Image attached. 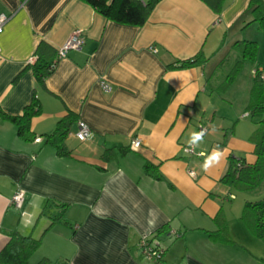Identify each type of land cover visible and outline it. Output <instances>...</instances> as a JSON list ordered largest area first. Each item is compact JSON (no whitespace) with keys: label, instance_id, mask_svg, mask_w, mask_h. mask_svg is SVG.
I'll return each instance as SVG.
<instances>
[{"label":"crops","instance_id":"crops-1","mask_svg":"<svg viewBox=\"0 0 264 264\" xmlns=\"http://www.w3.org/2000/svg\"><path fill=\"white\" fill-rule=\"evenodd\" d=\"M250 1L228 0L217 14L202 0H160L143 26H133L83 0H0V15L8 17L0 32V106L21 115L34 96L42 106L33 141L0 118V252L17 230L41 238L33 255L52 264H156L139 248L153 235L167 264H257L264 249L241 219L246 200L238 202L220 181L231 155L256 160V124L245 113L256 70L264 74V31ZM77 30L82 47L59 58L40 86L27 69L39 43L58 50ZM238 40L259 45L241 108L218 91V68L238 60ZM200 51L204 65L169 68ZM69 111L77 121L65 141L69 153L59 155L46 135ZM79 120L92 130L85 141L76 137ZM200 124L208 133L190 143ZM135 138L138 149L131 147ZM191 145L195 154L184 150ZM217 149L219 162L204 170ZM147 162L164 178L147 174ZM18 188L26 193L22 211L11 205ZM220 227L230 242L209 236Z\"/></svg>","mask_w":264,"mask_h":264},{"label":"trees","instance_id":"trees-1","mask_svg":"<svg viewBox=\"0 0 264 264\" xmlns=\"http://www.w3.org/2000/svg\"><path fill=\"white\" fill-rule=\"evenodd\" d=\"M90 4L98 13L109 20L117 23L143 26L151 15V12L160 0H83ZM215 13L221 14L227 5L228 0H202ZM253 15V22H257L264 31V0H251L248 6ZM259 45L255 40H238L232 46V50L238 52L239 58L234 63L231 72L227 76L225 88L230 87L238 73L243 69L244 64L253 63L257 59ZM58 50H55L46 41H41L36 50V60L27 65L35 74L40 86L45 87L47 77L53 73L58 63ZM207 58L200 51L194 57L181 60L169 68H187L197 65H204ZM25 71V70H24ZM22 71L17 79L24 72ZM264 74L257 69L253 85L250 91V101L246 108L251 119L256 124V129L251 135L255 145L256 160L249 163L245 158L231 155L229 167L220 181L229 188L245 193H255L264 188ZM42 113L41 102L37 96L25 106L21 115H10L0 106V118L13 123L17 127L18 136L25 141H33L36 138L32 130V121ZM77 121V115L69 111L59 120L56 129L46 136V142L56 147L59 155L69 153L66 147V138L71 126ZM109 150L105 156L108 157ZM147 174L155 179H163V175L157 167L147 162L144 165ZM61 205L65 206L61 203ZM241 219L247 226L250 233L257 239L264 242V197L257 200H246L243 206ZM58 220H62L59 218ZM57 221L53 220L51 226ZM209 236L217 241L230 242L227 227H220L219 230L209 232ZM228 237V238H227ZM41 238H34L32 235H24L19 231L10 234V240L0 252V264H31L30 258L40 247ZM35 264H52L43 258ZM257 264H264V257L257 259Z\"/></svg>","mask_w":264,"mask_h":264},{"label":"built area","instance_id":"built-area-1","mask_svg":"<svg viewBox=\"0 0 264 264\" xmlns=\"http://www.w3.org/2000/svg\"><path fill=\"white\" fill-rule=\"evenodd\" d=\"M8 17L4 14L0 15V32L3 29L4 24L6 23ZM85 42V36L82 31H75L69 39L58 49V57L62 58L67 55V53L72 49H80ZM157 51L156 49H154ZM35 61V60H34ZM32 61V63L34 62ZM264 77V76H263ZM100 85L105 91H111L113 89L112 83L107 81L105 78H101L99 81ZM249 113H245V116ZM203 131L205 136L209 127L207 125L200 124L199 132ZM91 128L87 122L84 120L78 121V129L76 132V137L81 140H87L91 135ZM142 142L139 138H135L131 142V147L133 149H138L141 146ZM184 150L189 154H195L194 145L186 146ZM191 176H196L194 170L189 171ZM234 198V196H232ZM26 202V193L22 188H18L12 198L11 205L18 211H22ZM139 248L144 256L149 259H152L156 264H167L165 261V251L166 248L163 243L154 237L153 235H146L141 239Z\"/></svg>","mask_w":264,"mask_h":264},{"label":"rangeland","instance_id":"rangeland-1","mask_svg":"<svg viewBox=\"0 0 264 264\" xmlns=\"http://www.w3.org/2000/svg\"><path fill=\"white\" fill-rule=\"evenodd\" d=\"M229 49L231 50V48H228V50ZM215 62H216V59L213 60V64ZM234 63L235 62H233L231 64V61L228 60L221 66L222 68H220V67L218 68V70H220L219 74L222 77V79H221L222 82L218 86V91H220L221 94H224V95H228V94L230 95L231 94V97H229V101L233 103L232 105L234 107L241 108V106L243 104L242 100L245 96V90H246V88H244V87L247 84L245 79H246L247 75L250 74V65H249V63L244 64L243 69H241V71L238 73V75L236 76V79L234 81V84H232L233 88L231 85L232 90L230 91V87L225 88L224 86H225V82L227 80V76L231 72V70L234 66ZM212 66L214 67L215 64L210 65V67H212ZM234 192L238 196L237 197L238 202H244L245 200H257V199H261L264 197V192L262 194L245 193V192H238V191H234ZM257 241H259V243L262 245V247L264 249V242H262L261 240H257ZM259 254H261V256L264 257V251L259 252ZM40 260H42V259H40L38 257V255H32V257L30 258V263L35 264V263L39 262Z\"/></svg>","mask_w":264,"mask_h":264},{"label":"clouds","instance_id":"clouds-1","mask_svg":"<svg viewBox=\"0 0 264 264\" xmlns=\"http://www.w3.org/2000/svg\"><path fill=\"white\" fill-rule=\"evenodd\" d=\"M203 131L199 132V133H193L190 143H196L198 141H201L203 138ZM222 156V153L220 150H214L213 153L207 157L202 165V167L204 168V170H207L210 166H212L215 163H218L220 158Z\"/></svg>","mask_w":264,"mask_h":264}]
</instances>
